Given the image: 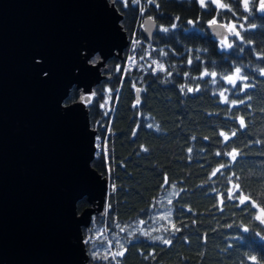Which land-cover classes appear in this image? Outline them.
<instances>
[{
    "label": "trees",
    "instance_id": "16d2710c",
    "mask_svg": "<svg viewBox=\"0 0 264 264\" xmlns=\"http://www.w3.org/2000/svg\"><path fill=\"white\" fill-rule=\"evenodd\" d=\"M106 2L127 45L120 56L102 60L95 52L88 60L102 75L85 101L89 130L104 149L91 167L108 193L103 215L81 227L86 264H252L251 256L264 264V225L255 219L264 207L260 0H248L249 11L243 0H221L225 8L210 0L204 8L196 0ZM146 17L155 22L149 41L140 32ZM213 19L236 24L244 43L232 35L234 46L220 49L207 28ZM146 49L164 70L125 71L126 59ZM236 68L249 78L246 90L242 81L227 82ZM80 97L72 85L62 106ZM91 207L82 197L76 214ZM117 252L123 255L113 258Z\"/></svg>",
    "mask_w": 264,
    "mask_h": 264
},
{
    "label": "water",
    "instance_id": "95a60500",
    "mask_svg": "<svg viewBox=\"0 0 264 264\" xmlns=\"http://www.w3.org/2000/svg\"><path fill=\"white\" fill-rule=\"evenodd\" d=\"M119 20L106 0H0V264H86L76 202L101 205L107 187L87 119L62 101L98 72L83 44L102 60L122 49ZM221 25L207 24L217 41ZM154 31L144 18L143 38Z\"/></svg>",
    "mask_w": 264,
    "mask_h": 264
},
{
    "label": "rangeland",
    "instance_id": "374dc122",
    "mask_svg": "<svg viewBox=\"0 0 264 264\" xmlns=\"http://www.w3.org/2000/svg\"><path fill=\"white\" fill-rule=\"evenodd\" d=\"M196 1L200 5V0H196ZM205 2H206V0H205ZM212 4L215 5L214 3H212ZM229 24H233V23H227V24H224V25H229ZM141 26H142V24H141ZM141 26H140V28H141ZM225 28L228 31V28L226 26H225ZM229 36H232V34L228 31V36L227 37H229ZM227 37L224 40L227 41ZM121 42H122V49L118 51V55L119 56L121 55V52H122L123 48H125L126 45H127V40L125 38H123ZM218 42H219V48L220 49H223V50L228 49L227 47H222L221 46V41H218ZM133 43H137V42L134 41L131 44L133 45ZM94 53H95V51L89 50L83 44V48L80 51V65L86 64V65L92 66L89 63L88 60L91 57V55H93ZM96 66L98 67V72H97L96 75L92 76L91 85L87 86V87L80 88L81 89V97H80V99L78 100V102L75 105H72L71 107H69V108H71L73 110L74 114H76L77 116L83 117V118H86V114H85V99H87L89 96H91V88H92V86L95 83H97L98 80L101 79V77H102L100 65H96ZM124 69H125V71H131V70L145 71L146 69H150L152 72L155 73V72L163 71L164 70V66L162 65L161 62H159L158 59H156V58H154V57H152L150 55L149 49H146L144 51V54H143L142 58L136 59L134 56L130 55L125 61ZM231 76L234 77L235 74H233ZM227 82H228V78H227ZM89 132H91V131L89 130ZM94 155H96V154L94 153ZM101 179H104V178L101 177ZM105 183H106V187L108 188L106 180H105ZM91 206H92L90 208L91 217L94 216V215H99V216L103 215L104 203H102L101 205H97L95 202H92ZM78 216L80 217L81 215H78ZM102 231H103V229L101 228L99 233H101ZM84 244H85V240H83V238L81 236V245L83 246V248H84Z\"/></svg>",
    "mask_w": 264,
    "mask_h": 264
},
{
    "label": "snow or ice",
    "instance_id": "6c2138e0",
    "mask_svg": "<svg viewBox=\"0 0 264 264\" xmlns=\"http://www.w3.org/2000/svg\"><path fill=\"white\" fill-rule=\"evenodd\" d=\"M210 2L211 3H214L215 6H216V8H225L226 7V5H224L223 3H221V0H210ZM243 5H244V11H249V3H248V0H243ZM200 6L202 8H204L206 6L205 0H200ZM228 11H232V9L229 8ZM258 11L261 12V13H264V0H260V5H259ZM233 15L235 16L236 13L233 12ZM189 23H191V21H189ZM216 23H217V21L215 19H213V20L210 21V24H212V25H214ZM221 26L222 27L226 26L228 28V31L234 37H236L238 40H240L241 43H244V38L241 36L240 31L237 30L236 24L233 23V24L221 25ZM173 27H175V25H173ZM241 27H243V25H241ZM249 27L251 29H255L256 28V24L253 23ZM161 30L164 31V32H167L168 31L167 28H163ZM218 34L219 33H217V35ZM248 43H251V41H248ZM221 46L222 47H227V48H232L234 45L232 43H228L226 40H222L221 41ZM240 50L243 51L242 48ZM257 58L258 59H264V57H257ZM189 63H191V61H189ZM260 74L261 75H264V68L260 69ZM207 75H208V73H205V76H207ZM211 75L213 77H215L216 73L213 72V73H211ZM248 79L249 78L247 76H244V75L241 74L240 68H236L235 69V76L234 77L233 76H229L228 77V82L235 87L237 81H242V82H244L242 84V88L246 90L249 87V85L247 83ZM188 91L191 92L192 89H188ZM223 95H224V93L221 92V96H223ZM240 103H244V101H241ZM239 123H240L241 126H243L244 123H245L244 119L241 118L240 121H239ZM149 127H151V126H149ZM233 135H235V133H233ZM220 136L224 137L225 141L228 140V137L225 135V133L221 132L220 133ZM217 155H219V153H217ZM230 155H232L234 157L235 156V153H230ZM245 202H246V199H240V201H239V203L241 205H244ZM251 206L252 207H258V205H255V204H252ZM255 219L257 221H259L260 225H264V207L260 208L259 215H257L255 217ZM243 231L247 232V231H249V229L248 228H243ZM262 231H264V229H262ZM261 239H264V237H261ZM85 243H87V241H85ZM164 243L167 244V243H170V242L166 240V241H164ZM122 255H123V252H117V253H113L112 254L113 258H115L116 256H122ZM105 258H107V257H105ZM249 259L251 260L252 264H259V262L257 261V257L256 256H251Z\"/></svg>",
    "mask_w": 264,
    "mask_h": 264
},
{
    "label": "built area",
    "instance_id": "2783aa9c",
    "mask_svg": "<svg viewBox=\"0 0 264 264\" xmlns=\"http://www.w3.org/2000/svg\"><path fill=\"white\" fill-rule=\"evenodd\" d=\"M95 140V154L98 157L99 155H101L104 151L103 149V144H102V140L97 138H94Z\"/></svg>",
    "mask_w": 264,
    "mask_h": 264
},
{
    "label": "bare ground",
    "instance_id": "6f19581e",
    "mask_svg": "<svg viewBox=\"0 0 264 264\" xmlns=\"http://www.w3.org/2000/svg\"><path fill=\"white\" fill-rule=\"evenodd\" d=\"M83 46L80 48V50H82Z\"/></svg>",
    "mask_w": 264,
    "mask_h": 264
}]
</instances>
